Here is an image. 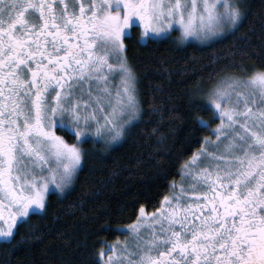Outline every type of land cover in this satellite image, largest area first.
Segmentation results:
<instances>
[{"label": "snow or ice", "instance_id": "snow-or-ice-1", "mask_svg": "<svg viewBox=\"0 0 264 264\" xmlns=\"http://www.w3.org/2000/svg\"><path fill=\"white\" fill-rule=\"evenodd\" d=\"M246 18L242 0H0V239L12 244L18 225L47 211L50 185L72 186L83 143L107 151L144 122L125 55L134 27L141 42L179 32L180 45L206 44ZM230 66L242 75L219 77L196 104L219 120L215 139L182 166L160 209L141 207L115 229L131 243H120L118 256L117 246L101 250L102 264H264V65Z\"/></svg>", "mask_w": 264, "mask_h": 264}, {"label": "trees", "instance_id": "trees-1", "mask_svg": "<svg viewBox=\"0 0 264 264\" xmlns=\"http://www.w3.org/2000/svg\"><path fill=\"white\" fill-rule=\"evenodd\" d=\"M245 11L238 31L204 45H180L176 32L146 43L139 33L125 39L148 115L107 151L101 143L82 144L87 155L73 188L63 197L51 193L47 211L18 225L12 244L0 241V264H102L98 253L123 236L115 229L136 221L141 207L160 206L219 123L196 107L204 103L199 90L225 74L242 75L232 64L248 70L264 65V0H246ZM197 115L209 127L197 123Z\"/></svg>", "mask_w": 264, "mask_h": 264}, {"label": "rangeland", "instance_id": "rangeland-1", "mask_svg": "<svg viewBox=\"0 0 264 264\" xmlns=\"http://www.w3.org/2000/svg\"><path fill=\"white\" fill-rule=\"evenodd\" d=\"M242 3L244 4V10H245V6H246V0H242ZM142 33V32H141ZM177 34H176V37H178V35H179V32H176ZM229 33H226L225 34V36L226 35H228ZM140 36H141V34H140ZM154 39V38H153ZM157 40V39H156ZM160 40H162V39H160ZM148 41V39H146L144 42H141V43H146ZM215 41V40H214ZM211 42H213V41H211ZM188 43H196V44H200V45H204V44H201L200 42H198V41H196V40H189L187 43H185V44H188ZM208 43H210V42H208ZM208 43H206V44H208ZM110 62H112V63H114L115 61L114 60H110ZM110 79V83L112 84V85H115L116 83H118V81L117 80H114V79H112L111 77L109 78ZM85 99H87V96H85ZM57 134L58 135H62V136H64L65 137V139L66 140H68V142L69 143H72V142H74L73 141V138H72V136L70 135V136H68V133L66 132V131H62V130H60V129H57ZM92 139H94L93 137H89V140H92ZM208 139H212V140H214L215 139V136L213 135V132H212V137H209ZM122 141V140H121ZM120 141V142H121ZM120 142H118V143H116V144H114L112 147H110V148H113V147H115L116 145H118ZM96 143H100L99 141H97ZM102 144V143H101ZM81 147H82V145H81ZM109 148V149H110ZM198 153V152H197ZM188 162V161H187ZM82 166H83V161H82ZM82 168V167H81ZM81 170V169H80ZM79 170V171H80ZM184 171V170H183ZM79 173V172H78ZM78 173H77V175H78ZM76 180V179H75ZM181 180H182V177H181ZM181 180H179V182L177 183V184H179L180 183V181ZM74 183H75V181H74ZM74 183L72 184V186L68 189V190H66L64 193H59L56 189H55V186L54 185H50V188H49V194H48V196L51 194V193H56L57 195H59V196H61V197H63V196H65L72 188H73V186H74ZM173 191H175V189L173 188ZM173 193V192H172ZM171 196V195H170ZM47 200H48V197H47ZM44 211H39V212H37V213H39V214H42ZM123 232V231H122ZM127 232H124L123 233V239L122 240H120L118 243H114V244H111V245H114V246H117V254H119V244L120 243H122V242H125V241H128L129 243H131V236H130V234L129 233H127V235H125ZM122 234V233H121ZM0 241L2 242L3 240L2 239H0ZM109 246H110V244H109ZM108 249L109 248H106L105 250H103L106 254L108 253ZM107 259V255L105 256V257H103V258H101V262H102V260H106Z\"/></svg>", "mask_w": 264, "mask_h": 264}, {"label": "flooded vegetation", "instance_id": "flooded-vegetation-1", "mask_svg": "<svg viewBox=\"0 0 264 264\" xmlns=\"http://www.w3.org/2000/svg\"><path fill=\"white\" fill-rule=\"evenodd\" d=\"M141 32H142V26H141V27H134V28L132 29L131 36H133L135 33H139V35H140ZM126 38H128V37H126ZM126 38H125V39H126ZM172 192H173V189H172L171 192L168 194V196L172 195ZM161 203H162V202H161ZM160 207H161V204H160V206H159L157 209H160ZM157 209H155V210H153V211H146V210H145V212L151 214V213H154ZM127 226H128V225H127ZM127 226L123 227L122 229L126 228ZM121 233H122V235H123L124 232L121 231ZM146 233H147V228H145V229L142 230V235H145ZM125 235H127V233H126ZM123 237H124V236H122V238L119 239V240H118L117 242H115V243H118L120 240L123 239ZM113 244H114V243H113ZM110 245H111V244H110ZM106 248H109V244L107 245ZM106 248H105V249H106ZM105 249H104V250H105ZM118 255H119V254H117V256H118Z\"/></svg>", "mask_w": 264, "mask_h": 264}]
</instances>
